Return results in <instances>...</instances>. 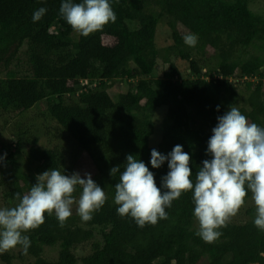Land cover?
Wrapping results in <instances>:
<instances>
[{"label": "trees", "instance_id": "1", "mask_svg": "<svg viewBox=\"0 0 264 264\" xmlns=\"http://www.w3.org/2000/svg\"><path fill=\"white\" fill-rule=\"evenodd\" d=\"M252 2L0 0L3 262L264 264V218L196 226L264 193V12ZM160 25L173 45L160 46ZM85 184L101 195L68 210Z\"/></svg>", "mask_w": 264, "mask_h": 264}, {"label": "rangeland", "instance_id": "2", "mask_svg": "<svg viewBox=\"0 0 264 264\" xmlns=\"http://www.w3.org/2000/svg\"><path fill=\"white\" fill-rule=\"evenodd\" d=\"M252 4H251V9L254 12L257 13H263L264 12V0H252ZM158 39L159 40H166V38H168L167 42H163L161 41L159 44L160 46H170L173 45L171 39H169L170 33L167 31V29L165 27H162L161 25L158 28ZM24 59V57H23ZM179 60V59H178ZM25 61V60H24ZM180 61V60H179ZM178 67L180 70L184 71L186 70V66L183 63L178 62ZM183 75H185V72H183ZM229 81H232V79H229ZM122 86V85H121ZM127 85L124 87L125 90H127ZM111 95L114 96V93L111 91ZM41 110L43 111L42 108L37 107L35 109H33L32 111L28 112L27 115L25 116V118H27V120H29V118H33L35 115H39ZM13 118H14V122H18L19 124L16 127H21L22 121L21 119H19L20 117H17V113L15 112V114H12ZM24 121V119H23ZM49 121V119L47 118L46 115H42L39 116L36 123L40 122V123H47ZM12 122V121H11ZM15 128H13V126L9 123L7 130L5 131L4 135L7 138H12L15 137L14 134H12L13 132L15 133ZM160 132V128H158L156 126V131H155V135H158ZM152 145V143H151ZM153 146V145H152ZM83 164L86 166L85 170L89 171V178L93 177V172H91L90 167L92 166L90 164V161L87 157H83ZM86 171L84 173H86ZM45 180L49 183V185H52L55 188V190L58 191H71L74 190V181L69 182L67 185L63 186L60 185L59 183H57L55 180H50V179H46ZM85 187V194L82 196H78L76 201L70 205L69 202H65L64 204H67L66 208L68 210H75V209H84L85 207H91L94 204V201L101 195L100 192H96L93 191L90 187V185H83ZM38 207H39V202H32L31 204H29L28 206H24L19 210V214L17 216V218L13 219V223L15 224V227H20L23 226L31 217H33L37 212H38ZM251 214H256L258 217H262L264 218V193L260 192L255 194L254 196H252L251 198H249L245 205L240 208V209H236L233 211H226L223 213H218L215 215H212L210 217H208L205 220H201V221H196V226H200V225H210V226H217L219 224L222 223H234V224H245L247 223L250 219H251ZM3 222H1L0 224V254H3L6 250H7V246L4 244L3 241V236L5 235H9L12 231V229L10 227L7 226L6 220H7V216L2 217ZM6 229V230H5ZM90 244H87L85 247H80L76 250V254L77 256L81 257L84 256L86 254H89L90 252ZM59 248L58 247H52V248H47L46 249V257L50 260H54L57 258V252H58ZM33 261L32 259H27L26 261H19V260H15L12 262V264H32ZM0 264H7L5 262H3L0 259Z\"/></svg>", "mask_w": 264, "mask_h": 264}]
</instances>
